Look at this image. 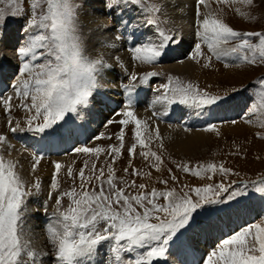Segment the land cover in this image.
I'll return each instance as SVG.
<instances>
[{
  "label": "snow or ice",
  "instance_id": "obj_1",
  "mask_svg": "<svg viewBox=\"0 0 264 264\" xmlns=\"http://www.w3.org/2000/svg\"><path fill=\"white\" fill-rule=\"evenodd\" d=\"M254 2L196 0L194 26L198 42L190 58L197 62L206 60L205 67L213 58L231 59L241 64H264V32L235 30L224 19V9L212 7L213 3L252 6ZM24 3L25 0H0V37L11 18L24 20L22 30L26 33L23 44L17 48L21 64L19 77L11 85L15 96L0 98V103L6 112L11 113L12 101L16 98L20 102L18 106L27 114L23 125L21 121L13 122L9 118L12 133L39 135L59 126L66 116L77 113L81 106L92 102L97 93L98 78L112 65L103 56L93 58L86 54L79 26L78 9L81 5L75 0H29L27 10ZM106 6L110 9L133 8L152 29V37L128 49L137 62L155 64L172 45L181 43L178 30L163 26L169 22L161 19L167 12L163 4L154 0H111ZM236 11L247 18L248 13L240 8ZM121 22L127 28L134 18ZM120 39L119 35L115 37V40ZM107 46L115 48L116 44ZM114 59L120 63L118 56ZM158 75L160 73L155 71L139 77L131 74L130 83L123 85L128 100L124 110L118 114L124 117L119 120L121 125L135 127V142L129 149L130 155L135 157L139 146L140 155L145 160L151 159V167L160 171L163 158L152 148L154 141H160L158 146L163 148L159 128L155 127L153 135L147 121L137 116L134 98L138 83L147 85L150 78ZM156 92L159 94L152 105L161 107L162 111L154 113L161 117L167 116L173 105H184L200 114L227 99L173 76L159 85ZM246 113L256 115V120L246 115L245 122L264 127V78L256 82ZM208 130L215 131L216 125H209ZM124 138L122 130L118 136L119 146L113 145L107 150L82 146L74 151L96 160L107 151L114 164L115 156L122 154ZM13 148L8 137L0 134V264H45V258H49L50 264H158L161 258L166 257L169 243L189 225L197 209L206 204L235 200L249 188L246 182L242 188L229 191L230 185L221 181L199 187L182 185L177 190L167 187V180H160L158 183L165 188L148 190L144 183L118 178L110 165L105 177L103 166L97 168L95 162L89 166V161L85 160L76 174L72 167L67 168L66 175L72 183L68 189H62L59 176L65 166L55 162L48 199H52V192L57 196L46 224L47 242L51 246L49 252L37 248L25 220L27 198L40 192L41 182L39 179L31 182L22 175L23 165L12 157ZM32 159L31 171L34 173L44 157L33 153ZM178 167L197 177L202 173L231 172L223 164L215 163L197 165L195 170L186 164ZM124 171L127 173L128 169ZM132 174L141 175L135 169ZM212 175H208V179ZM171 179L176 181L177 177L173 175ZM251 186L264 193V177L252 181ZM204 264H264V222L250 223L221 239L207 255Z\"/></svg>",
  "mask_w": 264,
  "mask_h": 264
},
{
  "label": "rangeland",
  "instance_id": "obj_2",
  "mask_svg": "<svg viewBox=\"0 0 264 264\" xmlns=\"http://www.w3.org/2000/svg\"><path fill=\"white\" fill-rule=\"evenodd\" d=\"M87 0H75L78 5L81 7L78 9L79 16V26L81 30V34L84 39L85 51L87 47H89V43L86 40L85 35V27L81 22L80 14L88 9V5L86 4ZM102 3V11L106 19V24L113 25L112 28H115V37L117 35L125 36L121 37L122 40L119 42H124L123 47L124 50L129 55V61L131 65H139L142 70L139 71L137 76H142L146 72H158L160 75L156 77L150 78L147 85L139 84L136 88L138 91H142L144 89L149 90L151 93L158 95L156 89L159 85L166 83L169 76L179 77L180 79L192 82L197 84L201 89H205L209 92H213V94L223 95L227 97V99L219 104V106H212L210 108H206L200 114H197L196 110L190 109L184 105H173L169 109V114L167 116H159L154 115V113H159L156 109H151L147 106L139 107L135 105V110L143 109L147 110L149 114L152 116L156 122L160 125L167 126L170 130L166 132V135L162 139L163 148H160L158 145L160 141H154L152 144L153 150L157 151L163 158V164L161 165L160 171H157L155 168L151 167L153 161L151 159L145 160L141 155V149L139 146L136 149L135 157L130 155L129 149L132 143L135 142L134 125H128L127 127L121 125L119 120L123 119L121 113L124 110L125 103L122 102L120 108L116 113L110 118H103L102 121L98 123L94 133L90 135V137L84 143L77 145L73 148H70L69 151H66L58 156H48L47 154L41 152H35L34 149H31L30 146H23L21 143L25 142L22 138H37L35 140L42 141L45 138H49L50 136L58 137L61 135L67 128L76 123H80V125H85L87 119V112L85 110L91 108H98V105L95 104L97 102L96 98H100L103 105L106 104L102 102V97H105L106 100L111 101L116 99L119 94V90L124 93L125 89L123 85L130 83L129 77L133 74L128 67L124 64L117 63L114 61L112 65L113 73L117 78V86L118 91L116 93H112L111 95L105 93L106 90H103L98 87L97 93L95 94L94 100L90 102L87 106H81L77 113L69 114L66 116L65 120L60 123L59 126L54 127L53 129L46 130L45 133H41L36 135L34 133L29 132H16L12 133L7 123L3 125L0 123V134H4L8 137L9 141L14 137L10 143L14 145V147L18 148L16 151H20L19 153L24 154L25 160H27V164H33L34 161L32 159V154L35 152L39 155H42L44 159L41 160L39 166L36 169V176L29 173V181L34 182L36 179H39L41 182V190L38 194H34L27 198V209L25 215L26 225L28 224V220L31 218L29 215L32 214L30 220L34 219L42 225V229L45 228L44 224L41 222V217L45 216L48 218V215L54 210L55 199L57 196L56 192H52V199H48L50 185L55 174V162L59 158H68L70 159V163L65 162L60 172L59 179L61 181V188L68 189L72 183V181L67 177L66 172L68 167L73 168L74 174L78 173V170L83 167V163L85 160L89 161V166L93 162L96 163V167L100 168L103 166L105 168V177H107V167L110 165L115 169L116 176L118 178H122L126 182H131L135 180L137 184L143 182L148 186V190L155 187L157 189L165 188V185L158 183L160 180H167V187L172 188L175 187L177 190L180 189L182 185H188L189 187H199L205 186L209 183L217 184L221 181L226 185H230L229 191H233L238 188H242L244 183H249V188L246 190L243 196H238L235 200H225L224 203H216V204H206L203 207L197 209L195 213H193V219L190 221L189 225H187L184 229H182L168 246V253L165 258H161L158 261V264H185L183 259L179 256L177 250L179 248H184L186 242L189 239V235L195 234L199 228H204L208 223L212 221H222L224 219H229V217H236L238 214L242 213L245 210H250L255 208V217L251 221L244 222L237 227H234L229 231L224 238L227 236L234 234L236 231H239L241 228L247 226L250 223H261L264 222V193L257 192L251 186L252 181L258 180V178L264 177V127H260L257 123L249 124L245 122V116L248 115L249 119L253 121L256 120V115L246 113V109L249 106L250 100L255 93L256 82L264 78V64H241L232 60L224 61L217 60L213 58L211 64L208 67H204L207 63L206 60L200 59V62L193 60L190 58L192 52L195 49V44L198 42V37L195 35V26L192 35V40L190 45L192 46L188 54L185 58L178 59L177 57H172L171 54L176 49L177 45H172L169 50L165 52L164 55L160 58L158 62L155 64H142L133 60L132 54L128 51L133 46H138L142 43L144 38L142 32L145 30V26H147L144 22V17H142L137 10L129 7V8H108L106 4L111 3V0H99ZM154 2L161 4L160 0H154ZM29 0H25L24 8L27 10L29 8ZM213 9L223 8L224 9V19L226 22L238 31H258L264 32V0H255L252 6H245L240 4H232V5H217L216 3L212 4ZM203 7H201L202 9ZM240 8L241 11L248 13L247 18L241 16L236 9ZM118 9V10H117ZM133 10L132 17L134 18L135 26L133 25L131 28V32L135 39L132 42H128L126 35L122 32L121 23L119 20H115L117 15L124 14L125 19H133L130 18L129 14L131 10ZM122 10V11H121ZM194 13L196 11V1L193 6ZM226 14V15H225ZM235 17V18H233ZM119 19V18H117ZM161 19L168 20L169 22L166 25H163L167 28L174 29L172 21L168 18L167 15L162 14ZM133 22V23H134ZM24 24V20L11 18L10 22L5 26L4 35L0 37V70L2 67L7 64L5 57V53H3L1 48L2 39L5 36L10 34V30L16 26L19 34L20 40H18L16 45V53L14 54L15 58L13 59L14 64L13 67H17L16 71L14 70L13 75H10L9 80H7L8 88L5 89L2 96L0 98L7 97L9 95L14 94V90L11 87L12 84L16 82L19 77V66L21 64V60L17 54V48L21 46L24 42V38L26 33L22 30V26ZM142 25V26H141ZM130 27V26H128ZM176 27V26H175ZM134 29V30H133ZM151 36L152 29L149 28ZM176 30V29H174ZM9 31V32H8ZM149 35V37H151ZM125 38V39H124ZM154 38V37H153ZM115 40V38H114ZM117 41V40H115ZM193 41V42H192ZM127 43V44H126ZM189 45V46H190ZM205 51H207L205 49ZM6 52V51H5ZM8 52V51H7ZM87 54V51H86ZM3 55V56H2ZM88 55V54H87ZM3 58V59H2ZM191 60L197 68L202 67L204 70L208 72L206 79H201L198 77H194L189 72L177 73L174 72L173 69L168 70L164 67L177 65L179 60ZM3 61V62H2ZM206 61V62H204ZM196 62V63H195ZM17 65V66H16ZM123 65V66H122ZM241 66V67H240ZM115 68V69H114ZM208 69V70H207ZM236 69V70H235ZM232 71V72H231ZM230 73L231 79L224 77L220 81L216 83H210L209 79L212 78L210 75L212 74H224ZM196 73V72H195ZM187 74V75H186ZM189 75V76H188ZM191 76V77H190ZM11 82V83H10ZM212 82V81H211ZM120 87V88H119ZM13 108L11 113L5 111L3 104L0 103L1 113L0 116L3 119H13V122L19 120H25V111L20 108L19 100L14 98ZM239 105L241 110H238L236 113L231 114L227 117L220 116L221 109H227L229 111V107H234ZM2 106V107H1ZM95 106V107H94ZM3 108V109H2ZM100 109V108H99ZM12 114V115H11ZM179 114V115H177ZM17 115V116H16ZM18 115L20 117H18ZM21 116H25L24 118ZM18 117V118H17ZM101 117V116H100ZM23 118V119H22ZM86 118V119H85ZM86 120V121H85ZM192 120L193 124L189 121ZM80 121V122H79ZM111 121V122H110ZM232 121H236L233 123ZM83 123V124H82ZM216 125V130L211 131L208 130L209 125ZM240 126L237 129L234 126ZM241 124V125H240ZM23 125V123H22ZM4 126V127H3ZM190 129V130H186ZM124 131V148L122 150L121 155L115 156V163H112V156H109L107 151L102 153L99 157V160H96L95 157H90L83 153H76L74 150L77 147L87 146V147H103L106 150L110 148V146H119L120 141L118 140V136L121 131ZM151 131V130H150ZM190 131L195 132H204L203 136H199L198 142L192 143L191 141H187L190 135L193 134H185ZM242 132V135L240 132ZM22 133V134H21ZM249 135V138L244 139V134ZM154 135V132H152ZM20 137V142L17 139ZM38 137L40 139H38ZM99 137V138H98ZM161 137V135H160ZM28 142V139H26ZM249 142V143H248ZM29 144V143H27ZM16 145V146H15ZM255 147V148H254ZM33 148V145H32ZM14 149V148H13ZM18 153V154H19ZM252 154V156H251ZM70 155V156H68ZM257 155V157H256ZM68 156V157H67ZM250 156V157H249ZM253 156H255L253 158ZM249 157V158H248ZM263 157V158H262ZM29 158V159H28ZM248 158V159H247ZM260 160H259V159ZM252 161H250V160ZM32 160V161H31ZM29 161V162H28ZM249 161V162H248ZM208 163H215L217 165L223 164L225 168L231 169V172L228 174H222L219 171L212 174H204L202 173L201 177L194 176L191 172H184L181 167L178 165L186 164L196 169L197 165H206ZM251 163V164H249ZM66 164V165H65ZM68 166V167H67ZM127 168L128 172L125 173L124 169ZM139 170L141 175H133V170ZM170 170V171H169ZM38 171V173H37ZM87 173V170H86ZM146 173H150V175H144ZM32 175V177L30 176ZM176 176L177 180L173 181L171 179L172 176ZM208 175H212L211 179H208ZM34 176V177H33ZM28 178V176L26 177ZM34 178V180H33ZM142 179V180H141ZM140 180V182H139ZM144 180V181H143ZM79 183V181H77ZM95 183V181H94ZM227 196V193L224 194ZM195 198V197H194ZM45 201H47V213L45 212ZM67 204V201H65ZM242 211V212H241ZM46 235V234H45ZM218 243V242H217ZM216 243V244H217ZM215 244V243H214ZM213 244V245H214ZM49 245V244H47ZM212 245V246H213ZM51 246L49 245V248ZM213 249H209V252L204 255L205 257H201V259L196 264H202L207 258V255ZM48 260H45V264H48Z\"/></svg>",
  "mask_w": 264,
  "mask_h": 264
},
{
  "label": "bare ground",
  "instance_id": "obj_3",
  "mask_svg": "<svg viewBox=\"0 0 264 264\" xmlns=\"http://www.w3.org/2000/svg\"><path fill=\"white\" fill-rule=\"evenodd\" d=\"M195 1L196 0H160V3L163 4L165 6V8L167 9V12L165 15H167L168 18L172 21L174 29L178 30L179 35L181 37V43L176 46V49L171 54L172 57H177L178 59L185 58L186 55L188 54V52L190 51L191 47H192L190 45V43L192 40L193 31H194L195 13L193 10V6L195 4ZM86 4L88 5V9L86 11L82 12L80 14V16H81V22L83 24V27L86 28L84 32L86 35V40L89 43V45H88L89 47H87V50H86L87 54L93 58H95L97 56H103L104 60L110 65H113L114 61H116L114 58L118 56L120 58V62L122 64H124L126 67H128L132 73H139V71L142 70L143 68H141L139 65H131V63L129 61V55L124 50L125 48L123 47V44L126 40L124 42L123 41L119 42L122 39L117 40V41L114 40L115 28H112L113 25H111V24L110 25L106 24V19H105V16L103 14V11H102V3L99 0H87ZM178 9H180L182 11H178ZM130 10H131V12L128 14H129L130 18H133L132 17V15L134 14L133 10L132 9H130ZM201 10L203 11V8ZM117 18H119V19H117ZM233 18H235V17H233ZM115 20L120 21L121 28L123 29L122 32L126 35L127 41L132 42L135 39L136 35L133 36V33L131 32V30H132L131 27L133 25L135 26L136 23L134 22L130 25V27L126 28L124 26V23H122L121 21L123 20L124 22H127L130 19L129 20L125 19L124 14L117 15ZM149 28L150 27L148 25L145 26V30L141 34L144 36L145 39H147L149 37V35L151 36ZM121 37H125V36H121ZM2 40L3 41L1 43V48H2L3 53H5V57H3V58L6 59L5 61L7 64L5 65V67L3 66L2 69L0 70V89H3L4 87L8 88L7 80H9V78L11 77L10 75H13L14 70L16 71V69H17V67L12 66L14 64L13 59L16 56V55L14 56V54L16 53L15 47L17 45L18 40H20V34H19L17 27L14 26L10 30V34L5 36L4 39H2ZM112 43L116 44L115 48L107 46V45L112 44ZM0 59H1V57H0ZM222 60L229 61L231 59H222ZM190 61L191 60H185V59L179 60V63L177 65L175 64L172 66H166L164 68H166L168 70L173 69L174 72H177L180 74L181 73L184 74L185 72H189L194 77L206 79L208 72L200 66H199V68H197L198 66H195L193 64V62H190ZM204 62H206V61H204ZM211 76H212V78L209 79L210 83H213V82L216 83V82L220 81L221 79H223L224 77L229 78V80L231 79V75L229 72L225 73V76H224V74H221V73L220 74L218 73L217 75L212 74V75H210V77ZM98 87L103 89V90H106L105 93H107L109 95H111L112 93H116L118 91L117 78L113 73L112 67L104 69V71L102 72V74L98 78ZM7 88H4V90ZM0 93H2L1 90H0ZM155 96H156V94L151 93L147 89H144V90H142L141 93L136 90L134 98H135V101H137L139 103V105H138L139 107L147 106L151 109H156L160 112V111H162V109L159 105H157L155 107H153V105H152V101L155 98ZM96 100H97V102L95 104L98 105V108H96L97 106L96 107L94 106L95 108L85 110V112L88 113V114H86L88 120L87 121L85 120L86 121L85 125L82 126V125H80V123H76L74 125H71L61 135H59L56 138H52V139L45 138L42 141H38V140H35L37 138H35V137L29 138V136H26L27 138L24 137L22 139L25 141V143H29L30 146L33 145V148H31V149H34V151L37 150V151L43 152L44 154H47V155L58 156V155L66 152V151H69L70 148H73V147L80 145L81 143L87 141V139L90 137V135L92 133H94L95 130H97L96 126L98 125V123L100 121H102L103 118L110 119L112 117L111 115L117 111L119 105H121L122 102H124L126 104L127 100H128V95H127L126 91H124V94H123V92L119 90V94L116 97V99L109 101L108 104L106 102V104L103 105V110H102V103L99 102L100 98H96ZM238 110H241L239 105H236L234 107H229V111L227 109H221L220 110V116L225 118L227 116H230L233 113H236ZM0 114H2L1 108H0ZM136 114L139 118L147 121V123L151 126V129H150L151 132H154L153 130L155 129V127L158 126L159 134L161 135V138H164V136L166 135V132L170 131L168 129H171L167 126L160 125L158 122H156V120H154L152 118V116L149 114V112L147 110L138 109L136 111ZM22 115L26 116L27 114L24 113ZM177 115H179V114H177ZM18 117H20V116L18 115ZM21 117H23V116H21ZM167 117H168V115H167ZM14 118H13V120H14ZM8 120L9 119H3L0 116V123H3V125L5 123L8 124ZM22 121H24V120H22ZM189 122L191 124H193L192 120H190ZM238 125L234 126V127L239 129L240 126H238ZM203 133L204 132L190 131V132L185 133V134H193V136L190 135V137H188L187 141H191L192 143H196V142H198L199 136H203ZM240 134L242 135V132H240ZM244 135H245L244 139H247V137L249 138L248 133L244 134ZM13 138L14 137H12V139ZM12 139H10V141ZM26 139H28V142L26 141ZM38 139H40V138L38 137ZM15 140H18L20 142V137H17V139H15ZM17 149L18 148L14 147V149L12 150V157L16 158L20 161V163L23 165L22 175H24L25 177L28 176V179H29V173L33 174V172L31 171L32 164H30V163L27 164L26 163L27 160H25V158H24L25 155L19 153L20 152L19 150L16 151ZM68 156H70V155H68ZM251 156H252V154H251ZM262 156L264 157V155H262ZM254 157L255 156H253V158ZM256 157H257V155H256ZM57 161H61L62 164H64L65 162H67V165L72 164V163H70L72 161H70V159H68V158L67 159L66 158H63V159L59 158V159H57ZM250 161H252V160H250ZM249 164H251V163H249ZM37 173H38V171H37ZM35 174H36V172H34V175ZM30 176L32 177V175H30ZM33 180H34V178H33ZM139 182H140V180H139ZM140 183H143V182H140ZM255 211H256L255 208L250 209V210H245L243 212L241 211L242 213L238 214L236 217H233V218L229 217V219H224L222 221H212V222L208 223L204 228H202V229L199 228L197 230V232H195V234L189 235L190 237H189L188 241L186 242L184 248H182V249L179 248L177 250V252L179 253V256L183 259L185 264H196L201 259V257L202 258L204 257L205 253L207 252L206 248L208 246L212 247V245L214 243H217L219 240H221L234 227H237L240 224H243L244 222L251 221L256 216ZM29 216L31 218H33L31 213ZM30 219L28 220V224L26 225V227H28L30 229L32 236L35 238L37 248H41L45 251L50 252L49 245H47L48 244L47 237L45 235L46 229L45 228L42 229V225L39 224L38 221H36L34 219H32V220H30ZM41 222L44 224V226H46V224L48 223V218L45 216H42ZM45 260L49 261V258H45ZM48 264H50V261L48 262Z\"/></svg>",
  "mask_w": 264,
  "mask_h": 264
}]
</instances>
